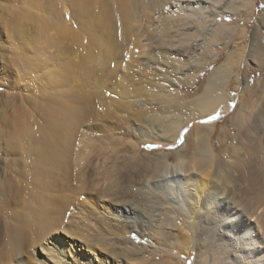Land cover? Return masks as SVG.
I'll use <instances>...</instances> for the list:
<instances>
[{
	"label": "bare ground",
	"instance_id": "obj_1",
	"mask_svg": "<svg viewBox=\"0 0 264 264\" xmlns=\"http://www.w3.org/2000/svg\"><path fill=\"white\" fill-rule=\"evenodd\" d=\"M22 1L0 0V86L7 99L19 98L20 107H26L17 112L19 114L7 116L6 133L0 137V264H126L128 260L145 257L146 252L140 250L142 247L140 251L130 249L139 245L138 239L143 240L144 250L152 251L153 246L161 248L165 242H172L175 231L183 233L179 236L185 241L179 247L181 253H188L190 248L197 250L195 264H264V122H260V135L253 137L251 132L258 125L255 121L251 123L254 118L251 102L238 103L232 116L240 135L237 144L231 143L227 158L211 151L206 146L208 136L204 135L200 140L197 138L201 144L191 157L181 155L173 164L163 157L157 162L142 157L137 147L153 141V136L161 143L176 142L185 120L177 113L156 117L146 113L144 124L138 123L133 128L142 137L135 142L126 136L105 142L101 134L100 137L91 130L101 131L115 124L90 123V133L83 131L81 146L76 147L77 136L89 119L92 98L90 94L79 92L80 86L75 87L79 91L71 86H67L66 91V78L72 75L73 65L61 61L59 67L53 68L48 59L43 60L47 61L42 63L44 66L38 62V52L29 48L31 42L24 36L27 27L24 28L21 17L28 6L20 4ZM55 1V17L44 18L43 26L38 29L44 32L45 42L59 46V36L66 35L67 31L66 0ZM77 2L84 5L87 27L94 28V19L100 29L119 35L122 32H117L118 25L127 20L133 3H138L136 8L143 31H137L132 39L123 35L117 37L112 49L121 60L128 56L142 57L147 63H159L156 67L164 61L174 63L173 54L188 56L194 61L200 58L202 42L196 40V45L193 48L191 45L190 49L177 39L187 30V24L180 20L183 15V18L188 14L200 17L206 9L215 13L220 9L223 15L231 13L232 6L231 0ZM261 22L264 25V15ZM54 27L59 28L58 36L50 33ZM95 38L98 53L94 56L93 52H83V64L86 73L95 74L97 81H102L113 68L111 52L107 45L101 44L99 37ZM252 50L257 60L254 62L262 63L264 38L259 28L255 29ZM53 54L48 55L50 60L56 57ZM204 67L205 64H199L185 74L196 75ZM212 79L211 75L210 81ZM242 82L243 93L248 94L249 78L244 76ZM128 83L120 86L127 91L125 94L136 90L127 94L129 99L136 98L134 100L144 104L141 98L146 97H141L138 91L143 89ZM211 92L205 90L196 97L195 101L208 112L200 113V117L221 107L227 110L234 99L226 91L208 106L206 102ZM159 99L170 108L185 106L176 92H163ZM24 101L29 102L34 111L36 109L38 118L35 119L32 108H27ZM118 103L122 107L129 104L126 100ZM124 125L129 126L125 134H134L128 121ZM199 126H193L191 134L199 133ZM225 136L222 142L226 141ZM187 141L178 152L186 147ZM110 159L120 162L110 164ZM126 166L138 170L139 175L135 178L122 172ZM91 173L95 175L92 183L87 177ZM71 181L77 185H67Z\"/></svg>",
	"mask_w": 264,
	"mask_h": 264
},
{
	"label": "rangeland",
	"instance_id": "obj_2",
	"mask_svg": "<svg viewBox=\"0 0 264 264\" xmlns=\"http://www.w3.org/2000/svg\"><path fill=\"white\" fill-rule=\"evenodd\" d=\"M222 1H227V0H222ZM231 2H232V6L229 9L231 13H225L222 15L220 9L217 10L218 11L217 13H215V11H213L212 9L210 10L206 9V11L200 17L197 16L195 17L193 15L190 17V14H188L187 16H189L190 18L187 16L186 18H183L184 15L182 16V18H180V20L182 19L181 22L187 24V30H185V33L179 35L177 39H180L181 42L183 41V43L185 44L184 46L190 49L193 48V45H196L197 41L202 42L201 50L203 52L201 53L200 58L194 61L192 59H189L188 56H185L186 57L185 58L184 55L177 56L173 54V57H175L174 63L172 62L170 64H166L168 62L164 61L163 62L164 64L162 63L158 67H156L157 64L159 63H155L153 61L147 63L146 62L147 59H143L142 57L140 58L137 57L135 59L134 57L128 56L127 59H125L126 61L121 60L113 52L114 49H112L113 44H115L114 40L117 37L119 38V36L123 35L131 38L132 36H135L133 34L135 33L137 34V31L139 33L143 31L141 27V22L138 17L139 14L137 13V8H136V5L138 6V3L136 2L133 3L132 7L129 9V14L128 17L126 18L127 20L122 22L123 24L121 23L122 27L121 24L118 25L119 29L117 30V32L121 31L123 33L119 35L120 33H116V32L112 33L114 31L109 32L107 29L104 28L102 29V27L100 29V25L94 19H92V22H94L93 23L94 28L92 26L87 27L86 25L87 22L85 19L86 15L84 14V10L82 8V6L84 5L83 4L80 5V3L77 2V0H66V30L68 31L70 29L69 30L70 32L66 31V35L59 36L60 44L58 46V44L53 45L45 42L46 40L43 34L44 32L42 31L43 33H41L40 30L38 29L40 26H43V21H45L44 18H47V16L55 17L57 13V11H55L56 1L45 0V2H43L42 0H23L20 4L24 3V5L28 6V9L26 10L28 13L26 12L25 15L21 17L22 19L21 23L23 24L24 28L27 27L25 28L27 30V34L24 32L25 33L24 36L27 35L25 36V38L28 37L29 41L31 42L29 48L32 49L33 51L36 50V53L38 52L37 54L40 55V56L35 55L37 56L36 57L37 59L39 58L38 62L42 66H44L43 64L46 63L47 61L44 62L43 60L48 59L49 60L48 63L50 64L52 63L53 65L51 64V66L53 68L54 67L56 68V66L59 67V65L63 63L61 61L66 62V64L68 65L69 64L73 65L75 69L73 70V72L71 71L72 73L70 72L72 75H69L66 78L67 79L66 91L68 90L67 88L69 86L74 88V90H78L77 88L80 86L79 87L80 91L79 90L78 91L79 92L83 91V93L85 94H90V99L92 98L89 101L90 102L89 119L85 123L87 125L86 127L87 130L85 128L86 125L83 126L84 128L82 127L81 133H79V135L77 136V141L75 142L76 147L81 146V142H82L81 140L83 139L81 135L83 131L90 133L89 131L91 129L89 130V126L91 124L103 125L104 122L105 123L110 122L111 124H115L106 127L105 129H101V131L91 130V133L96 132L98 136H100L101 134V136L103 137L101 136L100 137L103 138V141L105 142H107L108 140L111 141L122 137L124 138L125 136H126L125 138L128 139L131 138L130 140L135 142V141H139L142 137L140 133L137 130H134L133 128H135V125L138 123L144 124L146 113L147 115L151 114L152 117H156L157 114L177 113L180 114L182 117H184L185 120L182 124L183 128L176 142L169 144L161 143L154 139L153 136L154 133L152 130L151 135L153 136V138H151V140L153 141L149 143H144L141 146L137 147L142 157H144L149 162H157L159 159H162L163 157L165 158V160H168L169 163L173 164L177 161L176 159L181 155L183 157H191L193 153L196 151L195 149L199 148L201 144L200 142H198L197 138L200 140V137H203L204 135L206 137L208 136L206 146H208L209 149L214 153L222 154L223 158L225 157L227 158L230 155L229 153L230 146L238 143V137H239L238 135H240L239 126L233 122L232 116L236 111V107L238 103L249 102V101L251 102L250 110L252 111V114L255 118V119L253 117L251 118L252 119L251 123L254 124V122L252 121H255L256 122L255 124L258 125L256 127L257 131L252 130L251 135L253 137L260 135L259 134L260 122L261 121L264 122V61H262V63L260 64L256 63L257 60H255L253 57L254 52L252 50V43L254 40L256 28L260 29L261 38L262 39L264 38V25L261 22L262 15H264V0H233V1L231 0ZM24 16L25 19L23 18ZM137 24L138 26H136ZM95 25L97 26V28ZM188 28H190L191 30ZM89 29H91L92 32L89 31ZM97 29L99 31L98 34H97ZM87 30L91 33H89ZM58 32H59V28L54 27L51 29L50 33L52 35L55 34L56 36H58L57 35ZM187 32H189V34ZM38 33H40V35H38ZM95 36L97 38L99 37V41L101 42V44L107 45V47H109L111 52L110 54L111 66H113V68L111 67L110 72L104 75L103 77L104 79L102 78V81L101 79L100 81L98 80L99 82L97 81L98 78L97 75L86 73L87 71H85V64H83L85 63L83 59L84 57H82L84 56V53H86L87 51L93 52L92 54H94V56L98 53L99 47L96 40L94 41V39H96ZM26 53L30 55L29 51H27ZM53 53H55L56 57L53 56V60L52 59L50 60L49 57H51ZM226 60L228 62H225L226 63L225 65L229 67L230 72L232 74H231V80L230 82H228V84H230L231 90H225V92L226 91L230 92V94L234 97V99L231 101L230 107L227 110L218 112L215 115L210 114L198 118L199 114H197V106L193 104L192 101L197 95H199L202 92V90H199V87L201 82L204 80L205 76L201 79L199 78L197 82V77H196L197 74L188 76V74L186 75L185 73L189 72L191 68L195 66H199V64L200 65L205 64L206 66L207 63V65L209 64L208 66H212L214 63H220ZM127 61L132 62L130 63L132 65L131 67L130 64L129 66H126V64L128 63ZM113 71L115 72L113 73ZM244 76H247L250 82V87H249L250 92L248 94L243 93L242 79ZM5 79L6 78H4V80ZM258 81L260 82V84L263 83V85L262 86H260V84L257 85ZM193 82H196L195 83L196 85L193 86L192 85ZM127 83L132 84L134 88L140 87L143 89L138 91L142 93L141 97H146V98H141L144 104H142V102H137L136 100H134L136 98L129 99L128 95L133 94V92L135 93L136 90H131L130 94L127 93L128 95L125 94L127 91L122 90L121 87ZM76 86L78 87L75 88ZM1 87L2 86H0V108H1L0 137L6 133L5 127L7 126L6 123L8 121L7 116L12 117L14 113L19 114L17 112L26 108L24 106L20 107V105H22L21 104L22 101L19 98H18L19 100L15 98L14 100H12L13 99L12 97H10V100L7 99L6 92L5 90L3 91V87L2 88ZM237 87H239L238 89L240 90H235L237 89ZM72 88H69V90L72 91L73 90ZM11 91L13 93L16 92V90H11ZM163 92H168V93L176 92L179 95L180 99L185 101L184 103L186 105L179 108L173 107L168 109L167 107H165L166 104L159 102L161 101V99L159 98L162 96ZM117 100L118 101L126 100L129 102V104L126 107H122ZM23 104H26L27 108L29 109L32 108V110L31 109L30 110L32 111V114L34 113L33 116L35 115L34 116L35 119L39 117L38 112H36L35 108H34L35 111L33 110V106L29 102L24 101ZM113 113L116 114L114 115ZM209 117H214V118L210 120ZM100 118L105 121L101 120ZM126 121H128V125H130L131 129L133 130L132 133L134 134L127 135L124 133L125 130L128 129L129 127V126L126 127V125H124L126 124ZM197 124L198 126L200 125L199 127L201 129L199 133L195 134L197 136H195L192 133L194 135L193 136L191 132L193 126H197ZM181 133H183V135H181ZM223 135L224 136L226 135L225 136L226 141L224 142L221 141ZM187 140L189 141V143H187L188 146L186 145V147L182 151L178 152L180 146H182ZM231 143L233 144L231 145ZM160 152L167 153L168 155L163 156L160 154ZM200 159L203 160L205 158L200 157ZM118 162L120 161L110 159V164L113 163L117 164ZM121 163H125V162L122 161ZM126 167H123L122 172L129 173L132 176L135 175V178L139 175L138 170L130 168V166H128L129 168ZM87 177L88 179L90 177L91 180L90 179L89 180L92 183L93 179L95 178V175L93 176V174L91 173L90 175H87ZM70 183L71 186L73 184L75 186L77 185V182L73 183L72 181L67 183V185H69ZM182 234L183 233L181 231L179 233L175 231V236H172L171 240L175 237V239L173 240L176 241L173 240L172 242L167 241L165 242L164 246H162L161 248H159L158 246H153L152 251L144 250L142 246L143 240L138 239L139 242L141 241L142 243L140 242L139 245L137 246L133 245L130 247V249L133 248V250L138 249V251L140 250L141 252L144 251L143 253L146 252L145 257L143 258V260L141 259L128 260L126 264H169V263L195 264L197 257L196 249L190 248L189 252L186 254L181 253V250H179L180 245H182V243L185 242L182 241L180 238ZM177 238L179 240H177ZM175 242L178 244H174ZM102 257H105V255L102 254ZM99 259L100 258H98V260ZM114 264L117 263L114 262Z\"/></svg>",
	"mask_w": 264,
	"mask_h": 264
},
{
	"label": "crops",
	"instance_id": "obj_3",
	"mask_svg": "<svg viewBox=\"0 0 264 264\" xmlns=\"http://www.w3.org/2000/svg\"><path fill=\"white\" fill-rule=\"evenodd\" d=\"M225 62H228V61L226 60V61H222L220 63H214L211 66V68L205 73V78L200 84L199 90H202L201 93H203L205 90H212L210 98L208 99V102H206V105L208 104V106H210V105L212 106L213 105V103L215 102V99H216V97L218 95H220L221 93H224L225 90H230V84H228V82H230V80H231V74L232 73L230 72L229 67L227 65H225L226 64ZM208 65L206 64V66L197 73V75H196L197 82H198V80L200 78V76H199L200 73L203 72L205 70V68L209 67ZM211 75L213 76V79L210 81ZM195 83L196 82H193L192 85L193 86L196 85ZM235 90H240V89H235ZM199 95H197V96H199ZM196 97L193 99L192 103L197 106V114H199V117H200V116H202L201 115L202 112H205L204 111L205 106L198 104L195 101ZM166 107L168 109H170V107H168V106H166ZM221 111H224V108L221 107L220 109H218L217 111H215V112H213L211 114L215 115V114H217L218 112H221ZM206 113H208V112H206Z\"/></svg>",
	"mask_w": 264,
	"mask_h": 264
},
{
	"label": "trees",
	"instance_id": "obj_4",
	"mask_svg": "<svg viewBox=\"0 0 264 264\" xmlns=\"http://www.w3.org/2000/svg\"><path fill=\"white\" fill-rule=\"evenodd\" d=\"M211 68V66L207 67L203 72L200 73V79L205 76V73Z\"/></svg>",
	"mask_w": 264,
	"mask_h": 264
},
{
	"label": "snow or ice",
	"instance_id": "obj_5",
	"mask_svg": "<svg viewBox=\"0 0 264 264\" xmlns=\"http://www.w3.org/2000/svg\"><path fill=\"white\" fill-rule=\"evenodd\" d=\"M214 117H209V119L211 120V119H213ZM181 135H183V133H181Z\"/></svg>",
	"mask_w": 264,
	"mask_h": 264
}]
</instances>
